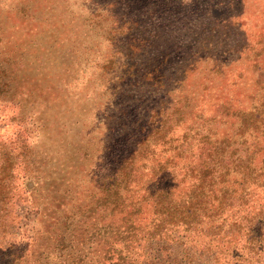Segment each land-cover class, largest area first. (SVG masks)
I'll return each mask as SVG.
<instances>
[{
	"label": "rangeland",
	"instance_id": "1",
	"mask_svg": "<svg viewBox=\"0 0 264 264\" xmlns=\"http://www.w3.org/2000/svg\"><path fill=\"white\" fill-rule=\"evenodd\" d=\"M257 114L264 0H0V264H113L109 242L119 264H264V190L238 185Z\"/></svg>",
	"mask_w": 264,
	"mask_h": 264
},
{
	"label": "trees",
	"instance_id": "2",
	"mask_svg": "<svg viewBox=\"0 0 264 264\" xmlns=\"http://www.w3.org/2000/svg\"><path fill=\"white\" fill-rule=\"evenodd\" d=\"M249 114H250L249 116H251L253 114V112L250 111ZM256 121L263 123V128L260 129L261 131L260 132L255 131V134H257V135L259 134L263 138V141L261 143H258V144H257V141H255L252 145L251 155L254 156V162H255L254 164L255 165L251 168L249 166V163H247V162H245L244 164L242 162V164H241V168H242L241 172L242 173H241L240 181H238V185L241 186V190L243 189L242 187H243V184H245V183H247L248 185H251V186L260 187L264 190V115L261 118H260V114L255 115L254 123ZM253 128L255 130H259L260 126H258L255 123V126ZM129 155H132V152H130ZM248 159H249V157H248ZM257 162L260 164L259 167L256 166ZM120 170H124V166H121ZM193 172H194L193 167L188 168V176L191 177V175H189V174H193V178L195 180H197L198 183H196L197 185H194L193 183H191L193 185H191V184L188 185L187 191L184 192V195H185L184 199L186 201H188L190 199H194V196H196L195 190L198 188H201V187H205L207 193L208 192L212 193V191H213L212 184L215 183V182H213V183L209 182L208 178H207L208 180L204 181L207 173L209 172L207 167L202 168L201 170H199L195 173H193ZM245 181H247V182H245ZM202 183H204V185ZM148 184H149V182H146V186H145L146 191L149 190V187L147 186ZM214 190H215V188H214ZM154 192H156L155 195H153ZM154 192L151 191L149 193V195H146V197L142 198V200L148 201L147 197L151 198L152 199L151 202L153 203V206H154V212H159V213L165 212L163 220L168 223L171 220V216H172L173 212H177V210H179L180 205H177L174 203V201H175L174 198L170 197V194L167 190L155 188ZM228 194H229L228 190H227V193L225 190H222L220 200L221 199L225 200L226 197L228 196ZM158 196L159 197L162 196V198L159 199ZM142 200L141 199L138 200L137 208H136L135 212H133L134 214H136L139 211V204ZM117 202H119V201L113 200L111 202L108 201L107 203H106V201H104V202L100 201L99 204L97 205V207L99 205H101L103 208L108 207L110 209V211L108 210L107 214L109 215V218L112 220L113 217L111 216L112 215L111 210L119 209V213H120L121 209L123 208V210H124V208L126 206L125 204L119 205V204H117ZM104 204L106 206H104ZM108 204H110L112 206H108ZM257 212H259V211H257ZM128 213L131 214V212H128ZM150 214H151V212H150ZM214 214H215V212L211 213L209 211H205L203 214L200 213V211L197 213L198 216L207 218V223L209 221L208 218H210ZM259 214H260V212L257 214L251 215V216H249V219H246L245 221L247 222L248 228H250V230L254 229V231L256 230L257 232H260L258 236L261 237L262 235L264 236V221L260 222V220H257V216ZM50 217H49V219H50ZM186 217H188V216H186ZM241 218H243V216ZM259 218H262L264 220V213H263L262 217L260 216ZM121 222H122V224L117 226V228L122 227L123 230H127V229L132 227L131 226L132 221H130V219L129 220L125 219L124 216L121 218ZM209 222H212V221H209ZM108 223H110V222H108ZM125 223H127V224L125 225ZM122 225H124V226H122ZM237 226H239V223L232 221V222H229V224L227 225V228L234 229ZM45 232H46V230H45ZM230 233H232V232H230ZM47 234H50V232ZM249 238L251 240H254V241L257 239L256 236H251ZM249 242L250 241L243 242V243L246 244L252 250L254 245L252 244V242H250V243ZM224 243H227V242H224ZM127 246H128L127 242H114V243L109 242L108 244H106V249L108 250V252H107L108 255H105V256H108L109 258H113L114 259V261L112 262L113 264H119L120 260H123V255L125 254L123 249Z\"/></svg>",
	"mask_w": 264,
	"mask_h": 264
}]
</instances>
